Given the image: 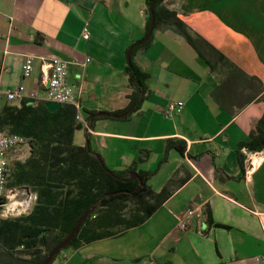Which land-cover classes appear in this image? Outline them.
Masks as SVG:
<instances>
[{
    "label": "crops",
    "instance_id": "obj_1",
    "mask_svg": "<svg viewBox=\"0 0 264 264\" xmlns=\"http://www.w3.org/2000/svg\"><path fill=\"white\" fill-rule=\"evenodd\" d=\"M164 4L245 75L220 62L211 71L182 36L156 30L135 56L150 75L141 109L127 120L95 118L88 127L86 113L115 114L130 105L127 51L147 33L146 0H0V93L21 85L44 93L49 62L67 61L86 125L84 145L114 171L149 152L138 166L155 172L148 185L155 193L174 185L144 225L73 251L82 264H264V151L243 150V165L237 156L264 115V0ZM26 57L34 58L28 79ZM177 102L183 111L168 113ZM5 103L20 107L0 99ZM168 139L184 140L187 149L171 150L161 163Z\"/></svg>",
    "mask_w": 264,
    "mask_h": 264
},
{
    "label": "trees",
    "instance_id": "obj_2",
    "mask_svg": "<svg viewBox=\"0 0 264 264\" xmlns=\"http://www.w3.org/2000/svg\"><path fill=\"white\" fill-rule=\"evenodd\" d=\"M164 2L146 0L148 9L153 6L155 28L150 39L134 49L131 65L126 67L132 91L128 95L130 105L115 114L120 115L130 109L132 112L123 120L138 112L146 100L142 92L146 93L145 83L150 75L136 64L135 56L149 46L156 30L173 31L182 36L211 71L220 62L245 75L208 41L194 33L179 13L168 9ZM151 17L148 13L146 31L150 28ZM210 55L215 56V63ZM260 100L264 102V93ZM47 103L34 105L23 101L20 107L10 103L0 106V133L19 135L27 140L30 147V156L25 161L12 164L8 186L26 187L37 194L30 214L13 219L0 218V264H44L54 248L70 235L80 217L96 205V210L84 220L72 242L56 255L51 264L58 257L66 258L61 255L63 251H78L94 242L119 238L144 225L172 195L173 183L155 193L148 185L155 172L138 171V166L148 161L149 152H143L137 162L122 171L110 170L105 162L104 166L101 165L97 158L99 154L89 144L79 146L75 143L76 132L86 129L76 108L63 105L61 110L50 112ZM86 114L85 121L90 127L96 121L93 119L95 113ZM87 138L90 140L88 135ZM186 149L184 140L168 139L161 163L167 161L171 150L184 155ZM243 150L250 153L264 151V115L249 139L237 148L241 165L246 161ZM133 173L143 180L144 187L139 192H134L140 185L137 179L123 181L130 179ZM114 193L117 194L111 196ZM205 213L210 216L209 211ZM156 261L171 264L169 261Z\"/></svg>",
    "mask_w": 264,
    "mask_h": 264
},
{
    "label": "built area",
    "instance_id": "obj_3",
    "mask_svg": "<svg viewBox=\"0 0 264 264\" xmlns=\"http://www.w3.org/2000/svg\"><path fill=\"white\" fill-rule=\"evenodd\" d=\"M88 38V34H86ZM91 60L89 59L88 62ZM34 66V58L26 57L23 65V77H31ZM49 75L44 93L37 90H28L21 85L12 91L0 93V99L5 98L11 103L28 101L31 104L40 102H58L62 105H69L76 108L79 116H82V109L74 86L69 82V63L60 58H54L49 62ZM184 109L183 102L172 103L168 113L180 114ZM27 148L30 156V147L26 139L19 135L0 133V218L13 219L26 216L33 210L37 194L26 187H9L8 182L12 175V160L19 159ZM193 212H187L181 219V227H187V220Z\"/></svg>",
    "mask_w": 264,
    "mask_h": 264
},
{
    "label": "water",
    "instance_id": "obj_4",
    "mask_svg": "<svg viewBox=\"0 0 264 264\" xmlns=\"http://www.w3.org/2000/svg\"><path fill=\"white\" fill-rule=\"evenodd\" d=\"M147 13H151V25L150 28L148 29L144 39L138 43H136L135 45L131 46L130 49L127 51V62L128 65H131V57H132V53L134 51L135 48H138L140 46H142L143 44H145L151 37L153 30L155 28V15L153 12V6H151L148 10ZM142 94L144 95L145 93L142 92ZM47 109L50 112H56L62 109L63 105L61 103L58 102H48L46 105ZM132 112V109H130L129 111L117 115V114H111V113H99L94 115L93 119L98 118V117H109V118H114V119H123L126 116H128L130 113ZM98 160L100 161L101 165L104 166V162L102 160V158L100 156L97 157ZM109 174H111L113 177L118 178L117 176H115L114 174H112L109 170H106ZM133 179H137L140 182L139 187L134 191V192H139L143 187V180L142 178L136 174L133 173L132 177L130 179H124L123 181L125 182H129ZM134 192H130L131 194H133ZM117 193L111 194V196L116 195ZM97 208V205L94 206L92 209H90L89 211H87L85 214H83L80 219L77 222V225L74 227V229L72 230V232L70 233V235L62 242L60 243L58 246H56L54 248V250L50 253V255L47 257L46 261L44 262V264H51L54 260V258L56 257V255H58L66 246H68L72 240L75 238V236L77 235V233L79 232L84 220L91 215Z\"/></svg>",
    "mask_w": 264,
    "mask_h": 264
},
{
    "label": "rangeland",
    "instance_id": "obj_5",
    "mask_svg": "<svg viewBox=\"0 0 264 264\" xmlns=\"http://www.w3.org/2000/svg\"><path fill=\"white\" fill-rule=\"evenodd\" d=\"M6 81L8 82V78L6 79ZM4 85H5V83H4ZM75 142L78 144H82V145L86 144L87 141L85 138V132L84 131H77ZM20 156L21 157L19 159H21L22 161L25 160L29 156V152H28L27 148L24 150V152ZM151 159H152V162H150V164H152V167L157 166L158 157L151 158ZM15 160H17V159L12 160L11 163L15 162ZM108 166H110V164H108ZM62 254L65 255L66 257H68L69 259H66L63 256L60 258L58 257V259L55 261L54 264H82V260H76V259H80V257L74 258L73 251L71 249L63 251L61 253V255ZM65 260H67L68 263H66ZM100 263H101V261L96 262V264H100ZM86 264H95V263H89L88 262Z\"/></svg>",
    "mask_w": 264,
    "mask_h": 264
}]
</instances>
